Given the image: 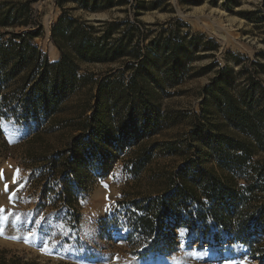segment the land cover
<instances>
[{
	"label": "rangeland",
	"instance_id": "rangeland-1",
	"mask_svg": "<svg viewBox=\"0 0 264 264\" xmlns=\"http://www.w3.org/2000/svg\"><path fill=\"white\" fill-rule=\"evenodd\" d=\"M0 14L8 17L0 33L37 32L32 44L50 63L62 57L53 31L65 14L92 38L116 22L109 41L125 35L128 49L142 56L179 47L177 60L162 57L146 70L133 55L76 59V78L64 86L68 95L55 116L29 109L28 87L3 88L9 106L0 108V255L20 264H264V229L256 223L264 202V0H0ZM138 71L148 107L136 99L139 91L121 97ZM218 79L251 110L259 138L208 96ZM101 84L108 86L99 93ZM98 103L106 105V143L82 130ZM221 137L245 141L247 150L220 144ZM79 140L89 154L78 171L83 185L72 177L71 195L60 196L67 186L62 163ZM210 171L235 190L253 187L227 227L199 218L210 202L197 186L195 199L168 211L162 205L151 233L136 227L146 215L137 204L169 196L182 176Z\"/></svg>",
	"mask_w": 264,
	"mask_h": 264
},
{
	"label": "trees",
	"instance_id": "trees-1",
	"mask_svg": "<svg viewBox=\"0 0 264 264\" xmlns=\"http://www.w3.org/2000/svg\"><path fill=\"white\" fill-rule=\"evenodd\" d=\"M105 8H109V5ZM7 22L8 17L0 14V26H6ZM73 23L74 21L65 14L53 31V38L62 52V57L57 63H50L40 50L32 44V40L37 35V32L0 33V108L9 106L8 95H2L3 88L9 87L13 83L22 84L29 88L28 94L32 95L29 109L42 108L41 112H45L46 116H55L59 113V106L63 98L68 95L64 86L73 82L76 78L74 67L76 59L84 62L109 63L117 61L122 57L133 55L136 60H139V66L146 70L148 68L147 65L153 69L156 66L157 60L162 57L166 61H175L178 58V45L171 46L166 44L162 48V53L173 51L169 55L152 56L147 54L142 56L128 49L129 40H127V36L124 38L125 35L111 43L109 39L112 31L117 26L116 22H105L106 30L104 35L97 38H92L87 28ZM137 73L139 74L132 77L128 87L122 88L121 97L125 101L130 96V91L131 93L139 91L136 93L138 96L136 99L143 107H148L149 101L144 93L146 90L144 86L146 78L144 74H140V71ZM107 84L100 85L99 93L106 89ZM220 85H222V80L218 79L213 85L207 87L208 96L216 101V105L223 110L224 116L231 123L237 127H241L242 131L254 134L259 138L258 124L252 116L251 110L244 109L224 87H218ZM98 106L94 109L93 115L89 118L86 125H83L82 130L84 133L92 134L93 138L98 137L96 139L102 143H106L105 137L109 136V127L105 123L106 105L98 103ZM79 141L81 142L82 140ZM80 142L76 149H73V153L69 157H65L62 163L66 172L64 181L67 186L60 192V196L65 193L66 195H71V191H73L72 189L75 186L68 182H71L72 177L79 179V187L83 185L78 171L85 168V161L89 159V154L86 155L88 158H85L83 153H88L86 152L87 148L86 146L81 148V145L87 143ZM224 142L236 146V150L238 151L247 150L245 141H235L228 137H221L220 144ZM195 186L202 192V196L210 202L207 207H204V209L206 208L205 210H200L199 218L204 222L207 216L213 217L215 221L224 227L230 224L229 221L233 214L239 213L240 205L247 204L252 196H247V194L254 192L253 187H243L241 190H235L211 171L202 173L200 179L182 176L181 183L175 187L173 193L169 194V196L163 199L151 200L143 206L136 203L138 208L146 212V215L137 218L136 227L151 233L156 227L151 217H159L160 213H162V205L165 204V211H168V208L179 206L178 202L195 199L197 192ZM68 198L67 202L71 204L72 200L70 197ZM200 204L203 205L202 203ZM256 223L264 229V202L258 208ZM247 245L251 247L253 252L255 251L252 243H248ZM260 252L264 253V251ZM0 264H20V262L16 258L6 259L4 255H0Z\"/></svg>",
	"mask_w": 264,
	"mask_h": 264
},
{
	"label": "bare ground",
	"instance_id": "bare-ground-1",
	"mask_svg": "<svg viewBox=\"0 0 264 264\" xmlns=\"http://www.w3.org/2000/svg\"><path fill=\"white\" fill-rule=\"evenodd\" d=\"M222 29V28H221ZM215 33H217L216 32V29H215V31H214ZM219 33V32H218ZM217 33V34H218ZM220 35V37H221V40H222V42H224V43H227L228 41H229V39H230V35L228 34V33H225V32H223V33H221V34H219Z\"/></svg>",
	"mask_w": 264,
	"mask_h": 264
},
{
	"label": "snow or ice",
	"instance_id": "snow-or-ice-1",
	"mask_svg": "<svg viewBox=\"0 0 264 264\" xmlns=\"http://www.w3.org/2000/svg\"><path fill=\"white\" fill-rule=\"evenodd\" d=\"M14 180H15V178H14ZM3 211H4V209H0V213H2ZM186 232H187V229H182L181 232H180V234L183 236V235L186 234ZM11 238H15V237H11Z\"/></svg>",
	"mask_w": 264,
	"mask_h": 264
}]
</instances>
